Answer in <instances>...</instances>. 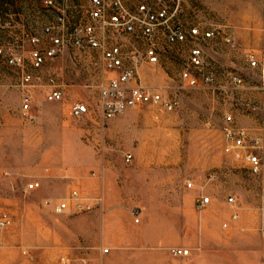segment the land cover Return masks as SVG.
<instances>
[{
    "label": "rangeland",
    "instance_id": "obj_1",
    "mask_svg": "<svg viewBox=\"0 0 264 264\" xmlns=\"http://www.w3.org/2000/svg\"><path fill=\"white\" fill-rule=\"evenodd\" d=\"M46 8L44 0H0V217L11 218L8 226H0V264H43L52 230L78 238L70 248L81 253L91 249L81 243L88 237L108 242L145 236L156 243L141 246L171 257H176L172 247L189 248L193 264H264V169L254 174L243 149L231 147L222 128L224 115L231 113L234 125L264 138L263 77L248 65V55H259L264 44V0H184L177 22L228 33L238 45L228 46L220 34L202 42L213 80L198 86L181 76L184 69L193 70L192 41L170 45L159 39V61L153 63L143 57V39L123 36L128 50L130 42L139 44L137 81L179 103L173 110L138 104L104 127L98 85L116 72L77 63L73 49L74 63L31 66L29 52L37 47L31 38L43 37L40 33L56 23L49 21ZM14 53L24 56L23 66L8 62ZM26 72L40 78L31 88L35 123L21 113L20 82ZM235 74L241 83L233 81ZM50 78L65 91L60 101L46 98ZM76 101L91 109L80 121L70 115ZM102 158L113 169L109 183L95 171V161ZM33 181L40 185L29 189ZM107 185L114 206L104 209ZM75 189L88 200L100 191L103 202L80 211L71 203L67 212H55L54 204ZM202 194L210 202L199 208ZM231 195L236 203L228 201ZM101 246L109 251L112 245Z\"/></svg>",
    "mask_w": 264,
    "mask_h": 264
},
{
    "label": "built area",
    "instance_id": "obj_2",
    "mask_svg": "<svg viewBox=\"0 0 264 264\" xmlns=\"http://www.w3.org/2000/svg\"><path fill=\"white\" fill-rule=\"evenodd\" d=\"M85 7L86 18H76L72 11L76 7L74 0H44L47 8L56 10L59 15L56 23L45 29L49 35L51 44L39 47L43 41L40 35H34L31 41L37 46L30 50L29 57L33 69H41L45 63L57 58L66 48L80 51L92 50L99 53L98 57L92 56L91 65L102 67L104 70L114 71V77L98 85L100 95V107L98 116L100 126L104 127L108 121L123 113L127 108L144 103H160L168 110L177 107V97L167 98L161 92L153 90L137 81V65L141 59L136 48L128 50L122 42L110 41L108 35L127 36L141 38L145 42L143 57L149 62L159 61V39L165 38L170 45L184 44L192 41L190 49L189 67L182 71V78L191 86H198L200 82L213 80L212 74L206 71V57L202 46L203 41L214 39L220 34L222 40L230 47L238 45L235 39L228 33L208 29L202 31L198 26L185 28L177 19L183 11L184 0H87ZM248 65L256 68L263 77L261 89L264 93V44L260 54H249ZM8 62L23 66L25 58L20 53L10 54ZM33 73L26 72L21 78L22 87V117L29 123H35L37 114L32 109L33 94L31 88L38 85ZM233 81L241 83L240 75H232ZM49 91L46 98L48 101H60L64 98L63 87L56 83L54 78L49 79L47 84ZM91 109L87 102L76 101L72 104L70 115L74 121H80L87 117ZM223 133L235 149H243L244 158L249 163L250 170L254 174H260L264 169V138L260 135L251 134L246 127L233 124V115H224ZM131 160L132 154L126 155ZM40 182L33 181L28 184L29 189L37 188ZM189 187L193 186L188 181ZM86 197L77 189L54 204L57 213L67 212L71 209V203L75 210L84 208L91 209L103 202V194L93 198L94 204H86ZM230 203H236L233 195L228 197ZM210 202L208 195L202 194L198 200V207L203 208ZM264 220V206L261 207ZM237 219L238 214L234 213ZM136 221H139L136 218ZM11 223L7 213L0 217V226L5 227ZM171 253L176 256H188L190 249L182 246H174ZM105 251H108L105 249ZM27 253V251H24Z\"/></svg>",
    "mask_w": 264,
    "mask_h": 264
},
{
    "label": "crops",
    "instance_id": "obj_3",
    "mask_svg": "<svg viewBox=\"0 0 264 264\" xmlns=\"http://www.w3.org/2000/svg\"><path fill=\"white\" fill-rule=\"evenodd\" d=\"M74 4L76 7L73 8L72 11L76 14V18H86L84 9L87 6L88 1L74 0ZM45 11L50 22L57 20L59 13L56 10L46 8ZM40 34L43 36L44 41L38 45L39 47H46L47 45L51 44L49 35L44 33V31ZM107 37L110 39V41H118L123 43V36L108 35ZM160 39L165 41L164 37H161ZM138 46L139 44L136 43L135 45L133 42H130V46L127 45L126 47L129 49H137ZM73 50H76L74 53H76L78 57L77 63H90L92 56H99V53L93 52L92 50ZM71 51L72 50L69 48L64 49V51L60 54L62 58H57L54 61L52 60L50 63H74L71 60ZM95 164L98 166L95 170L97 175L101 176L102 179L104 178L103 180L106 178V183H109L113 174V169L111 168L110 163L102 158L95 161ZM93 181L96 183V180L93 179ZM107 187L105 201L101 206L104 209L114 206L113 199L111 197L112 193L110 186L107 185ZM92 193L93 195L90 196L91 198L89 200L86 198L84 199L86 204H94L93 198L101 194L100 191L96 192V190ZM99 210L100 209L96 210L94 213L100 212ZM49 241L52 245L51 251L45 254L43 264H193V258L190 257L192 254L190 256L171 257L160 248L141 246L156 243L154 239H150L145 236H118L114 240L108 242L99 236L88 237L84 242H81L91 245V249L87 253H81L76 249L73 250L70 248V244L79 243L78 238L68 237L64 234L60 236L55 230H52ZM107 243L111 244L112 246L111 250L108 247L109 251L105 252L104 249L107 247H103L101 245ZM120 244H127L131 246L125 248L119 246L116 247L118 249L113 250V245ZM83 260L87 261V263H83Z\"/></svg>",
    "mask_w": 264,
    "mask_h": 264
}]
</instances>
